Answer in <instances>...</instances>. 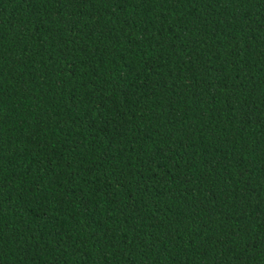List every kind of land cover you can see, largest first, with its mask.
Here are the masks:
<instances>
[{
    "label": "trees",
    "instance_id": "1",
    "mask_svg": "<svg viewBox=\"0 0 264 264\" xmlns=\"http://www.w3.org/2000/svg\"><path fill=\"white\" fill-rule=\"evenodd\" d=\"M0 264H264V0H0Z\"/></svg>",
    "mask_w": 264,
    "mask_h": 264
}]
</instances>
